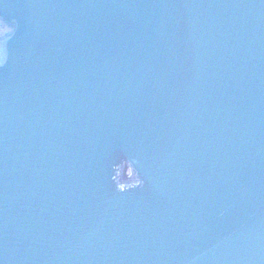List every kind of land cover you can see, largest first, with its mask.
I'll return each instance as SVG.
<instances>
[{"label":"water","instance_id":"water-1","mask_svg":"<svg viewBox=\"0 0 264 264\" xmlns=\"http://www.w3.org/2000/svg\"><path fill=\"white\" fill-rule=\"evenodd\" d=\"M0 264H264V0H0Z\"/></svg>","mask_w":264,"mask_h":264}]
</instances>
